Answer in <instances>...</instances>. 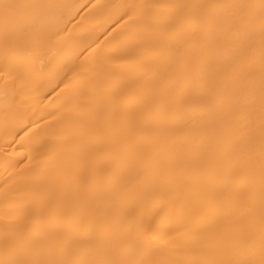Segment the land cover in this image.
Returning a JSON list of instances; mask_svg holds the SVG:
<instances>
[{"label": "bare ground", "instance_id": "bare-ground-1", "mask_svg": "<svg viewBox=\"0 0 264 264\" xmlns=\"http://www.w3.org/2000/svg\"><path fill=\"white\" fill-rule=\"evenodd\" d=\"M0 264H264V0H0Z\"/></svg>", "mask_w": 264, "mask_h": 264}]
</instances>
